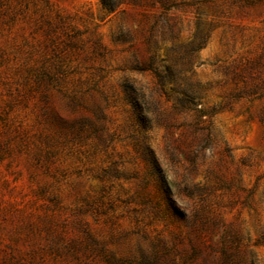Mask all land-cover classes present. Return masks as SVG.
<instances>
[{
    "label": "rangeland",
    "instance_id": "374dc122",
    "mask_svg": "<svg viewBox=\"0 0 264 264\" xmlns=\"http://www.w3.org/2000/svg\"><path fill=\"white\" fill-rule=\"evenodd\" d=\"M223 244L264 264V0H0V264Z\"/></svg>",
    "mask_w": 264,
    "mask_h": 264
},
{
    "label": "trees",
    "instance_id": "16d2710c",
    "mask_svg": "<svg viewBox=\"0 0 264 264\" xmlns=\"http://www.w3.org/2000/svg\"><path fill=\"white\" fill-rule=\"evenodd\" d=\"M84 122L81 123V128L84 126ZM232 243L235 240L231 241ZM218 255L213 253L209 259H202L201 261L195 262L196 253L189 255L186 258L184 263H191V264H246L244 257L239 253L236 246L228 247L227 245L223 244L218 249ZM113 258V257H112ZM161 255L158 252H154L153 255L150 257L142 256L139 260L136 261V264H159ZM250 264H254L253 261Z\"/></svg>",
    "mask_w": 264,
    "mask_h": 264
}]
</instances>
